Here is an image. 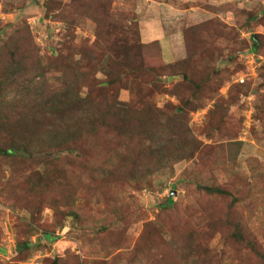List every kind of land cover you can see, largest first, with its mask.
I'll return each instance as SVG.
<instances>
[{
	"label": "rangeland",
	"instance_id": "obj_1",
	"mask_svg": "<svg viewBox=\"0 0 264 264\" xmlns=\"http://www.w3.org/2000/svg\"><path fill=\"white\" fill-rule=\"evenodd\" d=\"M46 1L47 6L44 5ZM72 1L76 2L74 10L72 6L75 3L71 0H0V43L17 27L26 24L43 61L45 56L53 55L52 51L59 47L69 30L75 37V43L87 37L90 44L95 38V22L90 17L91 13L94 12L98 18L109 12L108 18L116 22V25L126 22L125 19L119 18L120 15L124 18L130 17V21L136 20V42L139 43L146 65L173 62L180 64L187 57L184 34H188L190 40L194 41L197 39L195 35L199 26L206 21H213L223 25V32L219 34L220 37L215 33L208 36L215 48L209 51L215 56L211 67L214 70H222L225 83L219 86L216 92L211 88L193 92L190 99L195 105L199 102L200 107L182 117L176 115L169 123H165L168 130L164 132L170 137L168 139L173 140L182 149L178 159L170 160L169 150L163 148L160 157L167 160L169 170L161 169L158 174L151 176L146 187L136 188L128 180L120 184L123 188L119 190L101 187L102 189L96 192V196L90 199L83 211L84 232L81 238L76 237L78 231L71 216L64 218L63 226L55 228L51 241L40 235L41 230L36 225L33 227L38 229L29 233L24 227L31 222L29 212L6 204L0 194V263L11 264L15 261L13 259L17 241L27 239L32 246L28 252L22 254V258L16 260L17 264H43L55 255L62 256L67 249L72 251L79 261L86 260L87 264H93L96 259L111 261V264H159L162 258L157 255L134 253L136 240L145 228L144 225L153 223L164 240V261L178 264H189L191 260L197 261L192 264H249V261L255 260L256 264H264V118L258 117L264 110V44L263 49L258 51L252 46L254 35L264 37V0ZM1 2L13 6L10 10H5ZM59 3L69 4L63 11L69 19L68 23H72V28L67 29L68 23L59 18L63 16L55 10ZM98 5L101 10L96 11ZM256 12L262 24L256 25L255 21L251 20L247 28L238 25L246 16ZM114 26L115 24H112V27ZM118 39L120 38L116 35L113 40L108 41L111 53H116V50L121 48ZM107 55L105 51L104 55L101 54L98 65L89 67L90 72L99 80L106 77ZM230 55L231 60L227 61ZM160 79L163 93L153 96L158 106L166 104L167 101L178 105L176 94L169 92L180 91L184 95L186 91L191 90L190 86L182 83V74L169 78L161 76ZM233 83L246 84L245 91L238 92L237 103L230 106L225 123L221 125V129L214 131V136L210 139L204 133V130H211L215 124L214 120H210L212 117L208 115L209 111L216 97H227L230 84ZM212 85L217 87L214 81ZM132 97L134 95L130 93V88L119 90L120 102L128 103ZM121 107L128 108L124 105ZM144 114L126 111L127 117L136 118L140 122L139 129H148L150 133L157 132L164 119L150 122L152 116ZM44 126V130L39 126L35 130L33 127H30V130L27 127L23 131L38 132L42 135V141H46L50 135L64 136L61 130L66 127L61 129L59 123L50 122ZM207 145L216 146L217 155L221 158L219 160L225 165H231L234 171L244 178L242 180L246 181L244 185L247 183L248 189L250 188V192L246 188L243 189L237 208L250 233L256 237L254 241L261 246L260 255L254 258L250 251L228 240L227 234L220 229L225 228L224 223L219 218L210 216L209 212L217 209L211 207L209 201L192 185L194 174L200 173L205 179V173L198 170L200 161L196 154L193 155L194 149ZM63 153L75 156L70 151ZM56 154L57 152L51 149H37L35 154L38 158L36 168L43 179L49 180L55 189L61 185L62 180L55 176L48 160ZM2 171H5L3 177H6L7 167L4 166ZM87 173L83 178L89 182ZM213 173L211 178H225V170L222 171V168H215ZM253 174L259 176L253 177ZM3 177L0 182L5 181ZM2 187L0 183V192ZM83 193L84 197L76 198L74 207L82 205L85 198L89 199L87 189ZM168 195L175 203L165 209ZM215 213L218 214V211ZM53 221L52 209L45 206L40 222Z\"/></svg>",
	"mask_w": 264,
	"mask_h": 264
},
{
	"label": "trees",
	"instance_id": "obj_2",
	"mask_svg": "<svg viewBox=\"0 0 264 264\" xmlns=\"http://www.w3.org/2000/svg\"><path fill=\"white\" fill-rule=\"evenodd\" d=\"M71 2L75 3L72 6L74 10L76 2ZM1 3L5 10H10L13 6ZM69 4L59 3L55 9L58 14H63L59 18L66 24L69 19L63 9ZM44 5L47 6L48 1ZM96 7V11L101 10L99 5ZM109 14L108 12L97 18L94 12L91 13L90 17L95 22V38L90 44L87 37L75 43V37L69 30L59 47L52 51L53 55L45 56L43 61L26 24L17 27L0 43V178L5 175V171H2L4 166L8 170L6 177H3L5 181L0 182L3 185L0 194L6 204L29 212L31 222L24 225L29 233L38 227L41 230L40 235L49 241L54 237L55 228L63 226L66 216L72 217L78 231L76 237L81 238L84 232L83 211L90 199L103 187L116 191L123 188L120 184L128 180L136 188L146 187L151 176L158 174L161 169L169 170L167 160L160 157L163 148L169 150L170 160L178 159L182 149L173 140L168 139L170 137L164 132L168 130L165 123H169L176 115L182 117L200 107L199 102L195 105L190 99L193 92L204 88H211L216 92L217 88L225 83L222 70H214L211 67L215 56L209 53L215 48L208 36L215 33L220 37L219 34L223 32L221 23L206 21L199 26L195 35L197 39L194 41L190 40L188 34H184L187 57L182 63L148 66L143 62L139 43L136 42V20L130 21V17L124 18L120 15L119 18L125 19L126 22L116 25V22L108 18ZM251 20L255 21L256 25L261 23L256 12L246 16L242 22L238 21V25L247 28ZM112 24L115 26L112 27ZM68 25L67 29L72 28V23ZM116 35L120 38L117 41L120 42L121 48H118L116 53H111L108 41L113 40ZM252 41L254 50L263 49V36L254 35ZM105 51L108 53L106 77L99 80L90 72L89 67L98 65L101 54L104 55ZM226 60H231V55ZM178 74H182V83L190 86L191 90L186 91L184 95L180 91H171L169 93L176 94L178 105L167 101L166 104L158 106L153 96L163 93L161 76L169 78ZM213 81L217 85L216 88L212 85ZM245 87L246 84H230L226 98L216 97L208 114L215 124L211 130H204L206 137L212 139L214 131L221 129L230 106L237 103L238 92H244ZM121 88H130V93L134 95L128 103L118 100ZM123 105L128 108L124 109L121 107ZM127 110L151 115L150 122L164 120L158 131L152 134L148 129H139L140 122L136 118L127 117ZM258 117L264 118V110ZM50 122L59 123L61 129L66 127L61 130L64 132L63 137L55 134L42 141V135L38 132L33 131V134L27 130L23 131L27 127L29 130L30 127L35 130L39 126L44 130V125H49ZM58 136L60 138H57ZM37 149H51L57 152L48 161L55 176L62 180L58 188L55 189L49 180L43 179L36 168ZM68 151L73 152L75 156L63 153ZM195 154L200 161L198 170L205 173V179L197 171L199 175L194 174L192 185L209 201L211 207L217 209L218 214L214 210L209 212L210 216L217 217L224 223L225 228L220 229L227 234L229 241L250 251L253 258L260 255L261 246L254 241L256 237L250 233L237 208L243 189L246 188L250 192L248 184L244 185L246 181L242 180L244 178L234 171L231 165H225L219 160L221 158L217 155L216 146L196 147L193 155ZM215 168L225 170L224 179L211 178ZM85 173L89 182L83 178ZM258 176L259 174H253V177ZM85 189L89 199L85 198L82 205L74 207L76 198L84 197ZM174 203L168 195L164 208L168 209L167 206H173ZM45 206L52 209L53 222H40ZM216 220L210 221L214 223ZM144 226L136 240L134 253L157 255L162 258L159 264H178L164 261V240L155 225L148 223ZM31 246L30 240H18L13 259L15 261L11 264H17L16 260L22 258V254L28 252ZM254 261L248 263L256 264ZM109 262L111 264V261ZM109 262L96 259L93 264ZM196 262L191 260L189 264ZM43 264L87 262L79 261L78 257L67 249L62 256L55 255Z\"/></svg>",
	"mask_w": 264,
	"mask_h": 264
}]
</instances>
